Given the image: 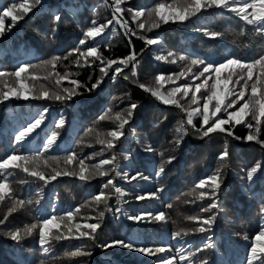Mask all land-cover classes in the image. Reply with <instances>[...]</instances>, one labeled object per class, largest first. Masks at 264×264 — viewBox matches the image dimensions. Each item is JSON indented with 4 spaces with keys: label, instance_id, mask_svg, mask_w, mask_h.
I'll use <instances>...</instances> for the list:
<instances>
[{
    "label": "trees",
    "instance_id": "16d2710c",
    "mask_svg": "<svg viewBox=\"0 0 264 264\" xmlns=\"http://www.w3.org/2000/svg\"><path fill=\"white\" fill-rule=\"evenodd\" d=\"M11 2L12 0H0V5ZM18 2H23V0H18ZM159 2L179 5L183 0H125L121 5L125 11L117 16L128 21L130 31L125 34V30L120 25H115L117 34L111 38V45L106 46L103 43L100 45V52L106 58H123L134 49L140 61L135 77L131 75L132 65L130 64L115 81L106 77L104 83L92 92L80 88L79 92L82 94L74 96L72 100L64 104L43 99L27 101L12 99L0 104V159L17 149H19L17 154L30 156L42 152L43 155L39 157L37 163L40 165L39 170L44 171L46 175H50L53 168L60 171L66 167L78 170V163L71 166L64 164V157L68 151H76L81 157H90L93 153L100 152L103 146L97 142L98 138H102L116 125L107 119L99 121V115L107 108H112L114 114L127 107L130 102H135L139 107L130 125L125 127L126 138L122 137L116 147L105 152L104 156L86 159L85 163L91 165L115 153L121 169L133 174L138 170L148 175L150 177L148 181L128 182L119 179L115 181L128 192L124 198L127 203L122 202L120 207L127 210L129 214L145 209L162 210L167 214L168 222L135 224L123 215L113 216L112 213H106L101 229L98 230L95 244L105 240L128 239L135 236L139 237V242L144 245H171L173 254H176V249L181 243L190 242L192 249L203 248L205 235H207L211 237L209 242L213 243L214 247L198 253L195 259L205 257L210 264H245L247 245L264 223V218L259 214L261 196L264 195V179H258L253 183L251 193L245 195L241 191L245 185L242 169L251 167L256 162L264 164V149L255 142L235 140L225 134H214L200 139L193 134L190 126H186L188 134L177 146L175 144V138L178 135L176 128L178 122L186 118V113H182L174 105L163 104L140 89L138 85L139 83H150L155 75L160 73L166 76L179 73L188 63L178 61L172 64L157 61L154 59L155 55L173 51L191 54L192 58L205 61H220L225 57L233 56L250 61L262 52L260 50H263L264 40L261 35L254 32L253 26L247 25L249 28L244 30L234 28L233 23L245 24V22L233 13L219 9H209L184 23L170 21L168 24H161L159 28L150 32L146 31L150 22H146L145 30H140L137 25L147 21V11L144 17H140L135 22L132 20L133 12L141 8H152ZM72 6L78 9L75 15L71 14ZM57 10L61 14V21L58 23L53 19V12ZM113 11L112 0H108L107 4L104 0H43L41 5L33 9L32 13L18 21L10 31H6L3 37H0V70L14 71L18 63L29 62L37 65L54 54L67 53L77 45L82 35L81 29L90 26L92 19H96L97 23L107 22L113 18ZM10 24L11 18H6V28ZM54 27L58 31L52 38L51 30ZM197 27H207L210 31L221 33V35L211 38L202 31H195ZM111 30L112 26H109L105 32L106 37ZM133 31L136 32L135 36L131 35ZM141 36L148 38L159 36L161 42L158 45H146L145 41L139 38ZM72 59L74 58L70 57L67 61H61L54 71L61 74L66 71L78 72V76L73 75L71 78L78 79L82 84L91 87L100 75L97 67L99 62L97 61L91 68H77L71 63ZM30 71L43 77L53 70L51 66L41 65ZM192 71L197 72L199 68L193 66ZM111 75L112 73L109 72V76ZM124 75H128L129 78L124 79ZM89 76H92L91 81L88 79ZM8 79L9 84H15L14 78ZM186 82L188 81L183 78L177 81L179 84ZM30 84L35 85L37 93L42 88H47L50 92L57 90L54 78L30 81ZM68 86H70L68 81H64L61 85V87ZM173 86L168 83L164 90ZM182 103L186 102L182 101ZM45 107L49 109V112L44 124L28 140L24 141L23 145L18 144L14 137ZM61 115L65 118L66 124L59 129L60 137L57 147L45 152L42 148L45 138L50 135L51 131L56 130L54 123ZM194 123L197 127L200 126L198 118L194 119ZM132 126L135 127V137L129 132ZM89 128L92 131H87ZM233 132L234 136L243 138L247 135L248 129L243 125H237ZM261 139H264V125L261 126ZM225 141L228 143L229 150V157L226 161L228 167L224 170V181L219 193L221 207L216 223L206 234L189 235L182 241L172 239V234L180 228L191 229L197 226L187 217L210 215V213L200 211L201 207L206 206L210 201L207 198L203 201L197 200L199 190L197 193H193L192 190L200 179L211 174L217 166L223 163L218 160V156L223 150ZM147 144L152 145L155 151L151 153L142 151L143 146ZM129 151L132 153V158L126 160L124 156ZM161 152L164 153L163 157L160 156ZM170 156H175L176 159L170 164H165V174L161 178L155 177L154 172L158 170L161 160L166 161ZM45 160L47 166L44 165ZM34 166L30 165V167ZM9 171L13 173L9 180L15 196L26 201L32 200L33 203L26 204L23 209L12 213L6 224L0 225V264H39L41 259L46 260L47 264H153L155 257H147L119 247L103 249L94 246V242L90 240L84 243L87 244L92 255L82 257L68 255L75 251L76 246L81 243L78 240L54 241L52 250L47 256L41 254L37 234L26 238L20 244L11 241L5 235L9 230L37 223L43 216L52 214L62 216L69 210L86 205L92 196L100 191L102 183L108 177H97L90 182H81L77 177L59 176L55 181L45 185L43 181L29 177L19 169H9ZM161 185L164 191L160 193L159 201H138L134 198L136 194L153 191ZM36 200L40 203L36 204ZM109 204L116 206L115 195L109 200ZM168 204L172 207L168 208ZM11 206V200L8 198L0 203V217L5 215ZM100 207L102 209L103 205ZM216 211L213 210V212ZM96 214L94 206L81 208L80 216H95ZM76 222H81L79 217L73 221V223ZM244 235L249 236V241L243 239Z\"/></svg>",
    "mask_w": 264,
    "mask_h": 264
},
{
    "label": "snow or ice",
    "instance_id": "6c2138e0",
    "mask_svg": "<svg viewBox=\"0 0 264 264\" xmlns=\"http://www.w3.org/2000/svg\"><path fill=\"white\" fill-rule=\"evenodd\" d=\"M42 2L43 0H23V2L12 0L9 4L0 5V37H3L6 31H10L11 27L15 26L18 21L24 19L29 13H32L33 9L41 5ZM104 2L107 4L108 0H104ZM124 2L125 0H112L114 8L113 18L107 20L105 23H97L96 19H92L90 26L81 29L82 35L77 45L68 50L67 53L63 55L59 53L54 54L37 65L29 62L18 63L14 71L0 70V104H4L12 99H22L25 101L43 99L64 104L72 100L74 96L81 95L82 93L79 92L80 88H84L87 92H92L104 83L106 77L111 81H115L130 64L132 65L131 75L135 77L140 61L134 49L123 58H106L100 52L101 43L106 46L111 45V38L117 34L115 25H120L125 30V34H128L130 31L128 21L117 16V14H122L125 11L121 7ZM72 7L73 12L71 14L75 15L78 9L75 6ZM209 9H219L233 13L245 22L246 25L253 26L255 33L264 36V0H183L179 5L159 2L152 8H141L139 11H134L132 20L135 22L140 17H144L147 11V21L138 23L137 27L140 30H145V23L150 22L149 27L146 29V31L150 32L153 29L159 28L161 24H168L170 21L173 23H184L193 17H198L200 13L206 12ZM129 11L132 10L129 9ZM9 17L11 18V24L6 28L5 19ZM53 19L57 23L61 21L59 10L53 12ZM109 26H112V30L106 37L105 32L109 29ZM194 30L202 31L206 36L211 38L221 35V33L210 31L207 27H197ZM57 31L56 27L51 30L52 38L55 37ZM131 35L135 36L136 32H131ZM139 38L143 39L146 45H158L161 42L159 36L155 38L141 36ZM129 43H131V40H129ZM70 57L74 58L71 63L75 64L77 68H91L97 61L99 62L97 67L100 75L97 77L95 83L91 84V87H88L87 84H82L78 79L71 78L73 75L78 76V72L71 73L66 71L64 74H61L54 71L58 63L67 61ZM154 59L172 64H176L178 61L188 62L179 73H171L167 76L160 73L155 75L150 83H139L138 85L140 89L149 93L163 104L174 105L182 113H186V118L181 119L176 128L178 135L175 138V144L177 146L180 145L184 136L188 134L186 126H190L193 134L200 139L214 134H225L228 137H233L235 140L243 139L245 142H255L264 149V139H261V126L264 125V51L250 61L235 56L225 57L220 61H205L199 58H192L191 54L173 51L155 55ZM41 65L51 66L53 71L48 72L43 77H40L34 71H30L41 67ZM193 66H197L199 71L193 72ZM109 72L112 73L111 76H109ZM8 78H14L15 84H9ZM53 78L57 90L51 92L47 88H42L37 93L35 85L30 84V81L35 82L40 79L49 80ZM128 78V75H124V79L127 80ZM181 78L188 82L183 84L177 83ZM88 79L91 81L92 76H89ZM64 81H68L70 86L61 87ZM197 81L200 82L197 83ZM168 83L174 86L164 90L165 85ZM182 101L186 103H182ZM138 107L137 103L130 102L127 107L114 114L112 108H107L99 115V121L111 120L115 123L116 127L107 132L102 138H98L97 142L103 146L98 153H93L90 157H81L76 151H68V154L64 157V164L71 166L74 163H78V170L66 167L60 171L53 168L52 173L46 175L44 171L39 170L40 165L37 163L39 157L43 155L42 152H37L34 156H30L17 154L19 151L17 149L5 158L0 159V203H3L8 198L12 204L8 208L7 213L0 217V225H5L12 213L23 209L26 204L31 205L33 203L32 200L26 201L23 198L15 196L9 180V177L13 173L9 169H19L29 177L43 181L45 185L51 181H55L59 176L77 177L81 182H90L97 177H108L102 183L100 191L94 194L86 205H81V208L94 206V210L97 212L95 216H80L81 208L69 210L62 216L55 214L43 216L37 223H31L25 225L23 228H14L7 231L5 235L11 241L20 244L26 238L37 234L40 251L44 256L50 254L54 241L62 240L81 241L76 246L75 251L68 253L71 257L90 256L92 252L88 249L87 244L84 243V241L90 240L94 242V246L103 249L119 247L135 251L147 257H155L153 264H210V261L205 257L195 259L198 253L214 247L213 243L209 242L211 237L207 235H205L203 248L192 249L190 242L187 244L181 243L176 249V254H173L171 245H144L139 242V237L135 236L128 239L105 240L99 244H95L98 230L101 229L106 213H112L113 216L123 215L127 220L135 224L168 222V216L162 210L152 211L145 209L129 214L127 210L120 207L122 202L127 203L124 198L128 195V192L122 189L115 181L117 179L128 182L148 181L150 179L148 175L138 170L133 174L130 171L121 169L115 153L99 159L91 165L85 163L86 159L104 156L105 152H109L116 147V144L120 142L122 137L126 138L125 127L130 125ZM48 112L49 109L47 107L43 108L32 121L28 122L19 131L14 137L15 141L23 145L24 141L28 140L37 129L41 128L47 118ZM197 118L199 119V127L194 123V119ZM65 124L66 120L61 115L58 121L54 123L56 130L51 131L50 135H47L45 138V142L42 145L45 152L57 147V141L60 137L59 129L63 128ZM237 125H243L248 129L245 137L234 136L233 129ZM87 131H92V129L89 128ZM129 132L135 137L134 126L129 128ZM142 151L151 153L155 149L152 145L147 144L143 146ZM163 155L164 153L161 152L160 156L163 157ZM228 157V143L225 141L223 150L218 156V160L223 163L217 166L211 174L200 179L192 190L193 193H197V190H199L196 196L197 200L203 201L207 198L210 201V203L200 209L202 213H210V215L207 217L200 215L187 217L188 220L194 221L197 226L191 229L180 228L172 234V239L182 241L189 235L206 234L212 230L221 207L219 193L224 181V170L228 167L226 163ZM131 158L132 153L129 151L124 156V159L129 160ZM175 159V156H170L166 161L161 160L158 170L154 172L155 177L161 178L165 174V164H170ZM30 165L35 166L30 167ZM44 165L47 166L46 160L44 161ZM242 171L244 173L243 179L245 185L241 191L245 195H248L252 191L251 185L258 179H264V164L256 162L253 166L242 169ZM163 191L164 187L161 185L153 191L136 194L134 198L138 201H159L161 199L160 193ZM113 195L116 197L115 207L109 204V200ZM35 203L39 204L40 201L36 200ZM101 205H103L102 209ZM167 207L171 208L172 205L168 204ZM214 209L217 211L213 212ZM259 214L264 218V195L261 196ZM78 217L81 222L73 223ZM243 239L249 241L250 238L248 235H244ZM247 248L245 264H264V223L261 224L260 230L251 238ZM39 264H47V261L41 259Z\"/></svg>",
    "mask_w": 264,
    "mask_h": 264
},
{
    "label": "rangeland",
    "instance_id": "374dc122",
    "mask_svg": "<svg viewBox=\"0 0 264 264\" xmlns=\"http://www.w3.org/2000/svg\"><path fill=\"white\" fill-rule=\"evenodd\" d=\"M233 26H234V28L236 27V28H241V29H248L249 27L247 26V25H245V24H243V23H233ZM262 39L264 40V36H262ZM263 50H264V43H263ZM263 50H260V51H263ZM259 51V52H260Z\"/></svg>",
    "mask_w": 264,
    "mask_h": 264
}]
</instances>
